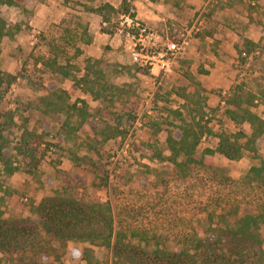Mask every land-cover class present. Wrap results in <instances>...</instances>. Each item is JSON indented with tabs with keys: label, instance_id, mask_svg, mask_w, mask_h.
<instances>
[{
	"label": "rangeland",
	"instance_id": "1",
	"mask_svg": "<svg viewBox=\"0 0 264 264\" xmlns=\"http://www.w3.org/2000/svg\"><path fill=\"white\" fill-rule=\"evenodd\" d=\"M106 4L114 10L105 22L97 9ZM1 25L2 221H38L34 207L67 190L109 203L116 231L175 246L208 232L211 212L264 206V177L251 170L264 164V136L240 159L216 152L207 166L182 171L158 156L170 154L169 131L187 122L209 128L199 158L221 133L251 134L228 113L237 94L264 119V0H0ZM244 38L255 48L240 55ZM56 84L75 90L71 103L86 100L92 126L73 116L69 130L42 112L40 97ZM27 146L45 154L37 168ZM88 247L91 261L119 264L111 249ZM0 264L17 263L0 252Z\"/></svg>",
	"mask_w": 264,
	"mask_h": 264
},
{
	"label": "trees",
	"instance_id": "2",
	"mask_svg": "<svg viewBox=\"0 0 264 264\" xmlns=\"http://www.w3.org/2000/svg\"><path fill=\"white\" fill-rule=\"evenodd\" d=\"M112 10L114 8L110 4L97 9L105 22L108 21L105 13ZM2 28L3 25L0 38L4 35ZM235 47L242 55L251 53L255 43L244 38ZM51 65L56 66L57 73L70 76V72L56 60ZM8 77L9 83L17 79L13 74H8ZM74 93V89L65 90L56 84L40 97L44 105L42 112L54 118L60 117L63 127L69 130L73 127V116H77L80 124L92 126L94 116L86 100L70 102ZM234 97L235 107L228 109V113L237 124L249 123L251 134L242 131L234 135L221 133L217 146L207 147L199 158L197 149L209 128L199 122H187L176 126L177 130L169 131L167 145L170 154L165 158L162 154L158 156L182 171L192 165L207 166L216 152L229 160L240 159L245 151L256 152L258 141L264 136V119L249 104H242V95ZM23 151L34 161L35 168L45 156H37L35 150L28 146ZM251 170L256 177H264V164ZM8 171L13 174L15 168ZM34 209L39 216L38 221L27 218L6 222L0 218V252L3 256L9 255L17 264H84V261L85 264H98L89 258V245L111 249L119 264H264L261 231L264 206L253 212L218 214V219L213 218L216 214L211 212L208 214V232L198 237L179 239L175 246L163 242L156 234L149 236L147 232L141 235L132 232L128 236L116 231L111 205L100 200L86 201L78 197V192L56 191L54 195L44 197Z\"/></svg>",
	"mask_w": 264,
	"mask_h": 264
},
{
	"label": "built area",
	"instance_id": "3",
	"mask_svg": "<svg viewBox=\"0 0 264 264\" xmlns=\"http://www.w3.org/2000/svg\"><path fill=\"white\" fill-rule=\"evenodd\" d=\"M150 37L155 38L154 34H150ZM168 48L171 51V54H175L179 50V47L175 42H169ZM133 54H134L135 58L138 59L139 53L135 51Z\"/></svg>",
	"mask_w": 264,
	"mask_h": 264
}]
</instances>
